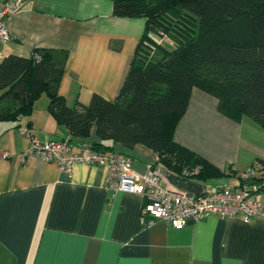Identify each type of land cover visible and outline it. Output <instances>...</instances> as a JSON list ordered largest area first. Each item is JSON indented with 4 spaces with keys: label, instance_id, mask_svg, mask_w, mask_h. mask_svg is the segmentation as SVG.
I'll return each mask as SVG.
<instances>
[{
    "label": "crops",
    "instance_id": "1",
    "mask_svg": "<svg viewBox=\"0 0 264 264\" xmlns=\"http://www.w3.org/2000/svg\"><path fill=\"white\" fill-rule=\"evenodd\" d=\"M113 11L112 0H29L7 20L10 39H0V61L66 52L57 88L66 105H87L94 95L112 101L145 27L144 18ZM48 102L42 92L29 115L0 120V264H264V217L208 215L187 219L181 229L147 223L143 196L106 188L102 165L75 163L67 174L37 158L22 162L25 129L41 141H68L76 153L92 150L95 129L87 138H70ZM217 105L192 88L173 130V141L209 167L202 177L172 171L142 143L113 148L129 155L137 172L154 169L168 189L241 185L238 172L253 164L264 169V128L249 117L235 121Z\"/></svg>",
    "mask_w": 264,
    "mask_h": 264
},
{
    "label": "trees",
    "instance_id": "2",
    "mask_svg": "<svg viewBox=\"0 0 264 264\" xmlns=\"http://www.w3.org/2000/svg\"><path fill=\"white\" fill-rule=\"evenodd\" d=\"M112 1L114 15L145 20L116 98L94 95L87 105L68 107L57 92L66 52L8 55L0 61V120L29 115L45 92L70 138H87L93 127V150L142 143L179 174L199 165V177L207 164L173 141L192 88L215 97L223 115L264 128V0ZM253 182L264 183V175L241 185Z\"/></svg>",
    "mask_w": 264,
    "mask_h": 264
},
{
    "label": "built area",
    "instance_id": "3",
    "mask_svg": "<svg viewBox=\"0 0 264 264\" xmlns=\"http://www.w3.org/2000/svg\"><path fill=\"white\" fill-rule=\"evenodd\" d=\"M29 0H3L0 2V39H10L7 27L8 18L27 6ZM28 148L20 154L22 162L37 158L45 163L56 164L61 171L70 174L75 163L102 165L106 169L105 186L108 189L141 194L144 198L142 215L148 216L147 223L162 220L174 229H181L187 219L199 220L203 216L219 215L233 218L239 216L244 222L264 217V183L251 185L223 186L206 192L168 189L161 185V177L152 168L137 172L132 168L129 155L119 151L90 150L76 153L71 145L63 140L41 141L27 129ZM157 159V156H155ZM200 166L184 167L181 175H197ZM241 182L252 181L264 175V169L256 164L238 172Z\"/></svg>",
    "mask_w": 264,
    "mask_h": 264
},
{
    "label": "rangeland",
    "instance_id": "4",
    "mask_svg": "<svg viewBox=\"0 0 264 264\" xmlns=\"http://www.w3.org/2000/svg\"><path fill=\"white\" fill-rule=\"evenodd\" d=\"M247 126V125H246ZM245 125H244V127H246Z\"/></svg>",
    "mask_w": 264,
    "mask_h": 264
}]
</instances>
